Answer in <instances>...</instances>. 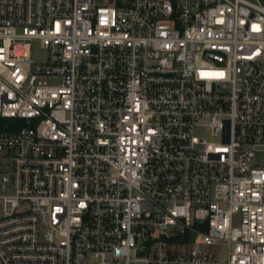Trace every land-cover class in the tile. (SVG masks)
Returning a JSON list of instances; mask_svg holds the SVG:
<instances>
[{"label":"built area","instance_id":"built-area-1","mask_svg":"<svg viewBox=\"0 0 264 264\" xmlns=\"http://www.w3.org/2000/svg\"><path fill=\"white\" fill-rule=\"evenodd\" d=\"M0 264H264V0H0Z\"/></svg>","mask_w":264,"mask_h":264},{"label":"rangeland","instance_id":"rangeland-1","mask_svg":"<svg viewBox=\"0 0 264 264\" xmlns=\"http://www.w3.org/2000/svg\"><path fill=\"white\" fill-rule=\"evenodd\" d=\"M33 45H34V46H33V54H32L33 59L36 60V61H41V60H43L44 57H45V53H44V51H42V50L39 48L38 43H34ZM196 134H198V135H203V134H205V132H204L202 129H197V130H196ZM220 253L223 254L224 252L221 251Z\"/></svg>","mask_w":264,"mask_h":264},{"label":"water","instance_id":"water-1","mask_svg":"<svg viewBox=\"0 0 264 264\" xmlns=\"http://www.w3.org/2000/svg\"><path fill=\"white\" fill-rule=\"evenodd\" d=\"M105 2H107L108 0H104Z\"/></svg>","mask_w":264,"mask_h":264}]
</instances>
